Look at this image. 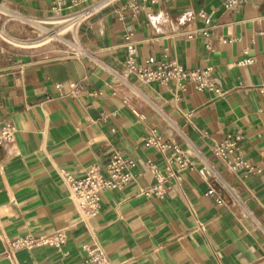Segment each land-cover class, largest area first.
<instances>
[{
    "label": "crops",
    "instance_id": "0c3cea01",
    "mask_svg": "<svg viewBox=\"0 0 264 264\" xmlns=\"http://www.w3.org/2000/svg\"><path fill=\"white\" fill-rule=\"evenodd\" d=\"M128 1L85 21L73 35L74 51L63 55L39 47L49 42L42 41L49 0H0L3 25L43 28L38 39L23 41L3 27L22 45L0 33V130L7 122L17 129L12 143L0 144V264H77L94 243L109 264H264V0L231 9L224 0H172L137 13ZM129 41L140 64L153 57L155 64L213 66L227 94L198 90L190 80L185 89L133 74L122 82L113 71L126 69ZM247 57L254 62L239 64ZM151 126L193 162L180 182L165 183L162 196L142 193L157 183L148 163L166 165L144 144ZM228 136H242L249 168L233 170L214 152ZM115 150L136 160V178L104 190L100 214L85 218L64 176L81 178L92 166L106 173ZM59 229L67 234L61 251L41 246L7 255L9 239Z\"/></svg>",
    "mask_w": 264,
    "mask_h": 264
},
{
    "label": "built area",
    "instance_id": "2783aa9c",
    "mask_svg": "<svg viewBox=\"0 0 264 264\" xmlns=\"http://www.w3.org/2000/svg\"><path fill=\"white\" fill-rule=\"evenodd\" d=\"M49 1L51 4V16L63 18L66 23L76 25L79 28L85 21L118 0H96L93 2H89V0ZM170 1L172 0H129L126 3V8L137 13L146 4L152 5ZM249 1L224 0L223 5L226 9H231L236 5L246 4ZM199 31L205 36L212 35L209 30ZM196 32H191L188 36L192 38ZM126 49V69L122 73L113 71L122 82H127L128 77L133 74L145 83L160 82L167 84L174 81L182 89L186 88L185 83L190 80L196 84L198 90L214 92L218 97L225 96L228 92L219 86L214 75V67L211 65L200 68H188L176 61L155 64L156 59L153 57L149 58L145 64H140L136 59L137 49L135 42L129 41L126 44ZM252 62H254V59L247 57L241 60L239 64H251ZM71 85L73 88L77 87L74 82ZM60 86L61 84H58V87ZM175 94L178 96V92H175ZM16 131L14 124L5 123L0 130V144L12 143L15 139ZM241 140L242 136H228L213 146L214 152L222 157L233 170L250 167L240 155ZM143 141L147 147L154 148L163 154L166 165L165 171H162L155 163H148L149 170L157 180V183L147 187L142 193L162 196L166 192L165 183L180 182L183 179V173L193 168L190 152L179 143L167 139L155 126L147 129ZM236 153L237 156L232 158L231 156ZM136 167L137 162L134 158L126 157L115 150L111 153L105 165L106 173H103L99 166H92L81 178L66 174L64 179L69 187L70 197L77 204L82 216L94 218L100 214L102 209V192L106 189H122L130 184L136 178ZM208 193L213 194L214 190H209ZM218 202L222 204L223 200L218 198ZM66 241L67 234L64 229L55 230L49 234L27 233L7 241V255L14 257L19 249H33L41 246H50L61 251ZM85 249L87 252L86 257L77 264H109L108 254L101 244L94 243L86 246Z\"/></svg>",
    "mask_w": 264,
    "mask_h": 264
},
{
    "label": "rangeland",
    "instance_id": "374dc122",
    "mask_svg": "<svg viewBox=\"0 0 264 264\" xmlns=\"http://www.w3.org/2000/svg\"><path fill=\"white\" fill-rule=\"evenodd\" d=\"M52 17H54V16H51L48 18H52ZM10 24H11V22L7 23V25L4 24L5 25L4 26L2 23H0V33L8 41H10L16 45H22V44H17L13 40H11L9 37H7L3 33V27L6 28V30L9 32L10 36L17 37L23 41H27L30 39H38L40 37V35L43 33V32H41L43 30V28H41V27L39 28V29H41V30H39L40 32L38 30L34 31L35 28L32 27L31 24H26L24 26H12ZM47 26L53 31L62 32L64 30V28L62 29L63 24L62 25L50 24ZM64 38L67 39L68 41L69 40L73 41L72 43H75V38L71 33L64 34ZM71 41L65 42V41H61L57 38H53L48 43H45L43 45H39V47L40 46L51 47L53 50H55L59 54L67 55V54H72V52L74 51V47L72 46Z\"/></svg>",
    "mask_w": 264,
    "mask_h": 264
},
{
    "label": "bare ground",
    "instance_id": "6f19581e",
    "mask_svg": "<svg viewBox=\"0 0 264 264\" xmlns=\"http://www.w3.org/2000/svg\"><path fill=\"white\" fill-rule=\"evenodd\" d=\"M48 24L49 25L50 24H57V25L63 24L62 29L64 28V30L62 32H59V31H53L50 28H47L45 31V34L42 36V41H50L53 38H57L61 41L70 42L64 38V34L71 33L72 35H74V33L78 30V26L66 23V20L63 18L53 17L51 21H49Z\"/></svg>",
    "mask_w": 264,
    "mask_h": 264
}]
</instances>
